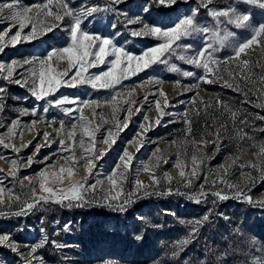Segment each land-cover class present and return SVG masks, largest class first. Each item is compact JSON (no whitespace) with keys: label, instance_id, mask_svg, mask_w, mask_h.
I'll use <instances>...</instances> for the list:
<instances>
[{"label":"rangeland","instance_id":"1","mask_svg":"<svg viewBox=\"0 0 264 264\" xmlns=\"http://www.w3.org/2000/svg\"><path fill=\"white\" fill-rule=\"evenodd\" d=\"M14 0H0V5H7L13 3ZM45 0H18L19 6H29V17H35L37 8L33 7L37 4H43ZM56 2V0H54ZM73 10H80L82 6L98 5L102 9L106 6L112 7L110 0H66ZM241 0H213L208 8H215L217 10L226 8L228 6H235L240 12H247L241 6ZM243 3V2H242ZM149 4V0H123V3L116 5V12H98L95 15L96 19L88 25L87 30H99L105 35L113 33L112 24H116V31L121 33V43L125 47L131 49L134 53L139 54L149 46H155L158 41L153 37H131L128 28H139V25L125 26V14L128 18H135L137 16H144L149 22H156L161 25H170L177 21L178 18L191 13L192 9L198 6V0H189L185 3L184 0H178L176 5L172 7H161L158 4H152L151 10L147 14L144 13V7ZM11 9L4 7L0 11V31L6 29L13 23ZM69 18H65L66 22ZM223 23L220 24V29H226L233 35L226 41V46L222 48L216 55L223 59L224 57L231 56L232 44L237 41H244L251 37V29L237 28L233 24H227L224 17L220 18ZM196 20L202 26H207L210 29H215L216 21L208 14V9L201 7L199 15ZM264 22V17H259L252 14L253 25H258ZM51 23H58L51 18H45L43 28ZM17 29L13 28L10 34H14ZM30 29L26 27L23 31L28 32ZM66 34L60 30L55 31V37L52 33L42 35L35 40L18 43L15 47L9 46L5 48L4 53H0V63H10L12 60L24 61L34 57H40L45 54L46 50L53 46L57 41V37H64ZM203 36L195 34L193 37L182 39L178 42L181 44H193L198 46L202 43ZM126 42V43H125ZM175 47V46H174ZM194 49L176 48L175 52L167 56L168 62L166 64L152 65L151 68L139 71L136 75H132L131 71L128 72V79L122 81V85H117L119 95L116 99L117 104H111L108 99L114 94L111 89H93L90 85H80L77 88L61 87L56 93L59 96L61 93L69 94L73 97L80 99H90L101 101L100 105H85L82 107L81 112L85 119L90 123L93 128L99 127V132L96 133L97 141H100L106 135V129L112 127L116 129L118 121H122L128 113L125 109L129 107L126 101L132 102V107L140 108V112L133 111L129 126L123 131L119 132L116 143L109 148V144L98 143L97 147L100 151L104 152L98 161V167L93 170V174L89 177L86 167L76 166L72 179L82 181L88 179V183H95L100 180V191L95 193V198L99 200L103 189L108 188L109 181L107 176L112 173L115 166L119 163V157L122 155L125 146L127 151L133 154L134 159L131 162L129 169L128 181L124 183V193L133 190L132 181L138 178L147 186L149 195H144L143 191L136 193L133 198L134 202L126 206V210L117 211L115 208L102 207L97 203H88L83 207H66L63 204L41 203L35 207L31 212L26 215H15L19 211L20 202L16 196L21 200L25 199L30 189V180H37V173L45 167V163L51 165L53 161H58L55 168L50 171H57L59 167L65 165V160L62 156L68 153L60 152L58 137H53V143L50 147H41L39 153L36 152L37 145H44L45 140L38 133L47 131L53 132L52 126H45L43 121L32 124L35 117L30 115H23L20 117V125L13 128L12 134L7 135V128L0 127V139L3 144L15 145L20 148L19 153L15 152L12 147L7 149L0 145V155L7 159H0V178L4 179L3 185L5 191L0 193V209H3V214H0V234H8L11 239L16 242L20 252H24L28 259H31V254L28 253L26 244L33 245L48 236L49 241H56L59 244L67 245L66 247H54L51 243L46 244L44 247L37 250L36 256L41 258L43 264H134L128 257L124 256L126 251L125 243L121 246H115V240L118 236L122 237L128 234L130 224L134 218L142 217L143 223H152L160 217V209L168 214L174 215L183 200L187 199L190 202L189 209L198 214L197 219L204 220L207 215L208 219L204 220L207 223L212 222L214 215H221L220 218L224 223L220 228L223 232V238L228 242V249L232 257H239L240 259L247 260L248 264H255L257 260L264 261V207L257 203H245L239 199L230 198L227 200H215L214 197L209 196L207 202L200 204L195 203L194 200L189 199L188 195H159L153 192L165 191L168 187H172L173 191L179 187L181 192L193 194L198 191L200 184L204 182L205 176L216 178L224 174V168L232 164V158L238 157V164L228 168L227 180L229 183L247 190L250 181V195L253 201L264 200V179L261 178L260 168L262 161L261 158L254 153L258 150L253 148L252 145H259L264 143V132L258 131L264 128V120L259 117L264 116V96H250L244 97L241 93L239 96L232 91L225 94L226 99H222L220 90L214 88L215 83H206L201 81L199 87L195 90L185 91V86L189 84H196L195 78H185L181 72L170 71L171 66L174 64L177 68L183 70L194 71L197 76L204 75L203 69L195 68L193 65L187 64L184 60L179 59L181 55L191 56ZM251 53V61L264 65V46L259 42L253 45L249 50ZM52 67L57 71L74 72L75 69L68 68L66 57L54 59L51 61ZM134 67V64L131 66ZM214 70L219 72V76L214 73L208 75L209 79H216V83L223 87L225 80H230L229 73H236L239 71L237 62L230 60L223 65H210ZM28 65L23 67L17 66V71L23 72ZM100 70H107L105 65L99 68L89 69L85 75L96 73ZM254 71L259 74L261 69L255 67ZM149 78H152L151 80ZM159 79L162 83H155L154 80ZM179 81V84L176 82ZM0 86L6 88L7 109L3 113L2 119L5 126L11 123L19 115L21 108L31 109L34 105H43L44 101L37 102L34 97L30 95L26 88L19 85L9 83L0 78ZM210 89L211 92H208ZM158 90L163 91L165 97L158 95ZM202 98L204 101H211L215 104L216 98L219 97L225 101L233 110H239V119H247L249 127L245 129L249 135L253 136L252 141H240L235 129L232 126L230 118H228V132L224 134L221 129L222 139L220 140V150L217 152L216 145L213 141L216 139L213 133L219 127L222 118L219 111L215 108L209 109V116H205L203 112L199 117L194 115L195 105L190 102L191 98ZM145 97L147 99L145 100ZM26 98V99H25ZM159 99L162 112H171L172 115L161 116L155 107V100ZM168 100L169 106H165L164 101ZM182 101V103H178ZM203 108V105H200ZM185 112L191 117L193 124V136L186 139L185 129L186 124ZM51 115L62 118L63 114L57 109L51 110ZM78 115L74 112V116ZM145 116L147 120H145ZM227 118V113L225 117ZM161 120V126H155L154 121ZM169 121H172L168 125ZM66 126H70L71 121L65 118ZM205 123L208 125L207 133L205 132ZM140 124L150 128L148 132L144 133L146 142L140 151H136V145L128 144L135 134L143 129L139 128ZM168 125V126H167ZM254 126L257 131H252ZM59 129V124L55 125ZM64 134V131L61 132ZM79 135V134H78ZM19 137V138H17ZM141 136H135V139H141ZM87 140V137H85ZM194 139L197 143V148H193L191 140ZM206 140L207 144L201 143ZM31 142V143H29ZM71 143V141H66ZM28 145L27 147H23ZM159 149L156 156L153 152ZM245 149V150H242ZM75 156L79 158L82 150L76 146L74 148ZM56 153V155H52ZM195 153L199 158L203 159L204 163L201 165L202 171L200 172V179H193L194 187L187 189L183 187V180L179 176L180 169L175 165L179 161L181 164L186 165L185 171L193 165L191 163V155ZM51 156V159L44 162V157ZM31 157L35 163L29 165L27 159ZM157 158L160 162L157 166ZM16 159L19 165L14 166L11 160ZM166 160L167 163H163ZM239 163L246 165H256L257 167L240 168ZM148 164L151 171L161 180V185L157 186L149 177L148 173L141 170L138 177L135 176L136 169L142 168L143 165ZM223 166V167H222ZM19 168V177H29L30 179H23V190L21 185L17 183L10 173L17 171ZM123 167V165H121ZM174 178L173 183L168 185L164 180V174ZM66 182V181H65ZM15 184L13 191L16 195H12L7 191V188ZM207 187V186H206ZM221 188L224 186L221 185ZM231 191V190H229ZM36 196L41 195V190L37 186L35 189ZM114 194V193H113ZM46 195V194H45ZM91 199L92 197L89 196ZM123 199V195L121 196ZM67 201H65V204ZM106 201H101V204ZM144 203V204H142ZM142 204V205H140ZM166 205V206H165ZM10 206V207H9ZM142 207L141 211L145 215H141L136 209ZM203 207L204 209L200 210ZM147 208V211H145ZM149 211V212H148ZM152 211V212H151ZM151 212V213H150ZM217 213V214H216ZM122 215L125 218L122 219ZM227 217V219H225ZM196 219V220H197ZM195 220V221H196ZM216 219L213 220L215 222ZM65 226H70L67 231L64 230ZM43 229V231H42ZM239 229V231H237ZM115 253L117 258L115 259ZM225 258V256H223ZM0 261H8L9 264H23L20 256L12 252L9 247H0ZM32 264H37L33 260ZM145 264H154L148 262ZM224 264H229L224 262Z\"/></svg>","mask_w":264,"mask_h":264},{"label":"snow or ice","instance_id":"2","mask_svg":"<svg viewBox=\"0 0 264 264\" xmlns=\"http://www.w3.org/2000/svg\"><path fill=\"white\" fill-rule=\"evenodd\" d=\"M188 3L189 0H184ZM241 2L253 5L264 9V0H241ZM123 3V0H110L112 7H104L103 9L98 5L82 6L80 10H73L66 0H45L43 4H37L33 7L37 8V14L35 17H29L28 13L31 10L29 6L20 7L18 0H14L13 3L7 5H0V11L4 7L10 8L13 23H11L6 29L0 31V53H4L5 48L12 46L15 47L18 43H24L37 39L42 35L52 33L55 37V31L58 29L64 32L66 35L62 38L57 37L56 43L50 46L45 54L40 57H34L26 59L24 61L12 60L10 63H0V78L5 81L19 85L20 87L26 88L30 95L35 98L37 102L44 101L43 105L36 104L31 109L21 108L19 115L12 119L11 123L7 126L3 123V113L7 109L6 103L7 97L5 95L6 88L0 86V127L7 128V135L12 134L13 128L20 125V117L23 115H30L35 117L32 120V124L39 121H43L45 126H52L53 132L42 131L38 135L43 136L45 140L44 145H37L36 152L39 153L41 147H50L54 142L53 137H58L59 149L58 151L68 153V155L62 156L65 160V165L59 167L57 171H50L55 168L58 161H53L51 165L45 163V167L37 173V180H30V189L25 199L21 200L19 196H16L20 202L19 211L14 213L15 215H26L31 212L35 207L43 204L56 203L63 204L66 207H83L88 203H97L102 207L115 208L117 211L126 210V206L134 202V197L137 192L143 191L144 195H149L147 186L143 184L138 178H134L132 181L133 190L124 193V183L128 181L129 169L131 168V162L134 159L133 154L127 151V145L119 157V163L115 166V169L110 175L107 176L109 181V187L102 190L99 200L95 198V193L100 191L99 185L100 180H96L95 183L89 184L88 179L85 178L82 181H72L74 170L79 164L80 166L86 167L89 177L93 174V170L98 167V161L105 155L104 152L100 151L97 147L98 143L109 144V148L116 143L119 132L123 131L129 126L131 114L133 111L139 113L140 108L136 107L133 109L132 102L126 101L129 107L125 109L127 115H125L122 121H118L116 129L111 126L106 129V135L97 141L96 133L99 132V127L93 128L90 123L82 115L81 109L85 105H100L101 101L80 99L79 97H73L69 94L61 93L59 96L56 93L61 87L77 88L80 85H90L93 89H111L114 94L108 99L111 104H117L116 99L119 95L117 85H122V81L128 79V72L126 69L131 71L132 75H136L139 71L151 68L152 65L166 64L168 62L167 56L175 52L176 48L182 49H194L191 56L181 55L179 59L184 60L187 64L193 65L195 68L203 69L204 75L197 76L194 71L183 70L177 68L176 65H172L170 71L181 72L185 78H195L196 84H189L185 86V91L195 90L199 87L201 81L206 83H216V79H209L208 75L214 73L219 76V72L214 70L210 65H223L230 60L237 62L239 71L236 73H229L230 80L224 81V87L231 88L235 92L242 93L244 97L250 96H264V65L259 63H253L251 61V53L248 51L253 45L258 42L264 46V22H260L258 25L252 23L251 12H240L235 6H228L223 9L208 8L209 4L213 3V0H198V6L192 9L191 13L183 17L178 18L177 21L170 25H161L156 22L149 23L144 16H137L135 18H128L125 14V26L139 25V28H128L131 37H153L158 43L155 46H149L141 53L136 54L131 49L125 47L124 43H121V33L116 31V24H112L113 33L105 35L99 30H87L88 25L96 19L95 15L98 12H116V5ZM178 0H149V4L144 7V13L147 14L151 10L152 4H158L161 7H172L176 5ZM208 9V14L216 21L215 29H210L207 26H202L197 22L196 16L199 15L200 8ZM69 18L66 22L65 18ZM221 17H224L227 24H233L237 28H249L251 29V37L244 41H237L232 44V55L219 58L218 53L222 48L226 46V41L233 35L226 29H220ZM45 18H51L53 21L58 23H51L41 31V26L44 24ZM3 17L0 16V20ZM28 27L30 30L24 32L23 30ZM16 28L14 34H10L12 29ZM195 34H201L203 36L202 43L198 46L193 44H181L178 43L182 39L193 37ZM126 43V42H125ZM175 46V47H174ZM68 62L69 69H75L74 72L61 71L57 72L51 64L54 59L65 58ZM28 65L23 72L17 71V66L23 67ZM134 64V67H131ZM101 65H105L107 70H100L96 73L85 75L89 69L99 68ZM255 67L261 69L260 73L257 74L254 71ZM150 80L152 78H149ZM155 83H162L161 80H154ZM179 84V81L176 82ZM160 97H165V93L158 90ZM26 99V98H25ZM147 97H145V100ZM195 105L194 115L199 117L201 113L205 116H209V109L215 108L220 113L222 122L219 127L215 129L212 135L216 137L213 143L216 145V151L220 150V140L222 139L221 129L224 130V134L228 132V118H230L233 128L235 129L236 136L240 141H252L253 136L249 135L245 129L249 127L247 119H239V110H233L225 101L219 97L216 98L215 104L211 101H204L202 98L193 97L190 100ZM182 103V101H178ZM165 106H169L167 99L164 101ZM203 105V108H200ZM155 107L157 112L161 116L172 115L171 112H162L160 100H155ZM57 109L63 114L62 118H58L55 115H51V110ZM74 112L78 115L74 116ZM227 113V118L225 114ZM185 137L186 139L193 136V121L189 114L185 112ZM65 118L71 121L70 126H66ZM264 120V116L259 117ZM145 120L147 117L145 116ZM172 121H169L171 123ZM59 124V129L55 127ZM155 126H161V120L156 119L154 121ZM143 132L138 131L135 136H141L142 138L137 140L135 136L132 140L128 141V144L136 145V151L139 152L146 142L144 133L151 130L145 127L144 124L139 125ZM208 125L205 123V132L207 133ZM64 131V134L61 132ZM252 131L255 132L257 129L252 126ZM260 132H264V128L258 129ZM79 134V135H78ZM3 135V134H0ZM87 137V140L85 139ZM19 138V137H17ZM66 141H71L67 143ZM31 143V142H29ZM201 143L207 144L206 140H202ZM193 148H197V143L194 139L191 140ZM0 145H3L4 149L12 147L17 153L21 151L20 148H16L15 145L3 144V140L0 139ZM24 145L23 147H27ZM78 146L81 150V156L77 158L75 156L74 148ZM253 148L258 149L254 154L261 158L260 174L261 178L264 179V143L259 145L253 144ZM159 152L157 149L153 152V156ZM52 155H56L53 153ZM0 159H7L3 155H0ZM51 159V156L44 157V162ZM192 167L186 172V165L181 164L179 161L176 163V167L180 169L179 176L183 180V187L192 189L193 179H200V172L202 171L201 165L204 163L203 159L199 158L195 153L191 155ZM31 157L27 159L29 165L35 163ZM160 160L157 158V166ZM14 166L19 165V161L16 159L11 160ZM163 163H167L166 160ZM238 164V157L232 158V164L224 168V174L212 178L211 176H205L204 182L200 184L197 192L189 194L181 192L179 187L173 191L172 187H168L165 191L156 192L159 195H188L189 199L200 204L207 202L209 196L216 200H227L230 198L239 199L245 203H257L261 207H264V200L253 201L250 195V181L247 190L236 187L227 180L228 168ZM123 165V167H121ZM223 167V166H222ZM240 168L246 167H257L256 165H246L239 163ZM143 170L148 173L149 177L153 180V183L157 186L161 185V180L151 171L148 164L137 168L135 176L138 177L139 172ZM19 168L17 171L11 172L10 175L16 179L17 183L21 185L23 190V179H30L29 177H19ZM3 170L0 169V173ZM6 177L0 178V185H3ZM164 180L168 185L173 183L174 178L164 174ZM68 181L67 190L62 185ZM224 187L221 188L220 186ZM39 187L41 195L36 196L35 189ZM207 186V187H206ZM12 187L7 188V191L16 195ZM231 190V191H229ZM5 191L4 187H0V193ZM114 193V194H113ZM46 194V195H45ZM123 195V199L121 196ZM89 196L92 198L90 199ZM65 201L67 203L65 204ZM101 201L106 203L101 204ZM3 201L0 200V204ZM10 207V206H9ZM0 214H3V209H0ZM138 219L143 220L142 217ZM204 220L208 219L205 215ZM227 219V217H225ZM202 223L200 220L193 221V224L197 227H193V230L188 238L181 241L182 244L192 242L197 236L198 225ZM70 226H65L64 230L67 231ZM43 231V229H42ZM239 231V229H237ZM136 239H142L141 236H137ZM51 243L54 247H66L56 241H49L47 235L42 240L33 244L27 245L26 248L28 253L31 254V259H28L24 252H20L16 247V242L13 241L8 234H0V247H9L12 252L20 256L23 264H32L33 260L37 261V264H43L41 258L36 256L37 250L44 247L46 244ZM0 264H9L8 261H0ZM255 264H264V261L257 260Z\"/></svg>","mask_w":264,"mask_h":264},{"label":"trees","instance_id":"3","mask_svg":"<svg viewBox=\"0 0 264 264\" xmlns=\"http://www.w3.org/2000/svg\"><path fill=\"white\" fill-rule=\"evenodd\" d=\"M240 4L247 12L264 17V9L242 2ZM214 88L220 90L221 93L218 96L222 99H226L227 95L225 94L232 91L218 83H215ZM207 91L211 92L210 89ZM237 94L241 96V93ZM180 204L182 207H178L174 215L162 211L163 208H161L160 217H157L154 222L151 219L152 223H143L141 219L134 218L128 234L122 237L118 236V239L115 240V246L125 243L126 251L121 257H128L134 264H145L150 261L154 264H224V262L248 264L247 260L243 258L240 259L237 256L234 259L232 257L227 247L228 242L222 239L226 232L220 228L224 223L220 214L214 215L212 222L207 223L200 218L197 219L198 214L189 209V200L185 199ZM141 209L140 206L136 210L141 215H145ZM123 218L125 216L122 215ZM196 219L202 221L198 225L196 238L190 243L182 244L181 241L189 237L193 227H197L193 224ZM214 219H216L215 222H213ZM137 236H141L142 239H136ZM116 258L117 253H115ZM115 264H117L116 261Z\"/></svg>","mask_w":264,"mask_h":264},{"label":"bare ground","instance_id":"4","mask_svg":"<svg viewBox=\"0 0 264 264\" xmlns=\"http://www.w3.org/2000/svg\"><path fill=\"white\" fill-rule=\"evenodd\" d=\"M72 177H73V176H72ZM71 180H72V181H77V180H74V179H72V178H71ZM67 184H68V181H66L65 184L62 185V187H64L65 190H67Z\"/></svg>","mask_w":264,"mask_h":264}]
</instances>
